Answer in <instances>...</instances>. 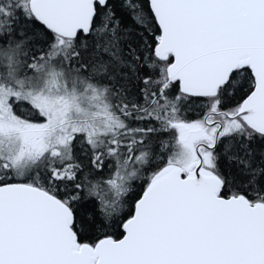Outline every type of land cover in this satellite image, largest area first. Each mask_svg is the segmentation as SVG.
<instances>
[{
	"label": "water",
	"instance_id": "obj_1",
	"mask_svg": "<svg viewBox=\"0 0 264 264\" xmlns=\"http://www.w3.org/2000/svg\"><path fill=\"white\" fill-rule=\"evenodd\" d=\"M107 0H29L33 18L72 40L90 32ZM159 29L154 57L171 62L169 83L190 97H212L247 68L253 88L235 118L264 136V0H147ZM197 166L175 167L147 185L122 237L78 244L73 214L24 183L0 185V264H264V205L224 198L222 182Z\"/></svg>",
	"mask_w": 264,
	"mask_h": 264
},
{
	"label": "trees",
	"instance_id": "obj_2",
	"mask_svg": "<svg viewBox=\"0 0 264 264\" xmlns=\"http://www.w3.org/2000/svg\"><path fill=\"white\" fill-rule=\"evenodd\" d=\"M26 1L0 0V5L6 9L0 51L12 56V65L17 61L22 68L20 74L29 75L32 72L28 65L38 58L41 70L45 69L39 77L41 81L50 82L55 73L50 71V60L57 53L61 56L60 70L71 67L73 74L95 84L113 111L133 112L135 109L139 115L154 114L163 103V155L166 154L168 163L172 161L171 153L180 150L172 124L196 121L207 111H233L252 91L253 79L247 68L233 72L212 98L184 96L179 93L177 83H167L165 67L171 58L161 62L153 55L159 29L147 0H107L103 8L95 5L90 32L86 36L78 33L73 40L61 39L34 21ZM14 107L15 115L42 121L26 102ZM145 107H150V111ZM125 123L128 125V121ZM240 128L243 130L230 135L229 130L224 131L211 155L212 169L221 178L223 197L242 195L250 201L264 202V137L243 124ZM147 148L152 157L144 170L151 165L154 167L161 159L160 138L152 134ZM93 153L77 135L71 143L66 164L73 180H53L49 165L43 172L35 171L20 180L46 189L67 203L74 216L73 231L77 241L91 245L101 238L117 240L122 236V222L132 214L144 185L142 176L136 174L129 180L121 200L103 192V180L110 177L112 165L102 153L101 168L97 169L92 161ZM111 161L120 167L124 159L121 155ZM11 182H16L11 171L3 169L0 162V185Z\"/></svg>",
	"mask_w": 264,
	"mask_h": 264
},
{
	"label": "rangeland",
	"instance_id": "obj_3",
	"mask_svg": "<svg viewBox=\"0 0 264 264\" xmlns=\"http://www.w3.org/2000/svg\"><path fill=\"white\" fill-rule=\"evenodd\" d=\"M60 57L57 53L51 57L50 71L55 73L51 81L46 82L41 81L36 71L21 75L22 68L16 57L17 64L12 65V56L0 51V162L3 169L11 171L15 181L23 180L35 171L43 172L52 159L62 162L68 150L67 144L83 128L85 137L95 144L90 135L93 132L98 135V132L85 127V124L99 128L104 123V115L110 126L121 127V122L108 115L111 110L104 104L100 88L73 74L71 67L60 70ZM22 102H26L30 110H38L44 117L43 122L15 115L14 105ZM234 125L241 127L238 122ZM103 133H110V130H103ZM136 160H141V156ZM189 161L188 151L182 148L173 154L171 163L182 167ZM142 166L131 173L127 165H121L118 172H111L110 177L103 180V192L121 200L129 180L139 173Z\"/></svg>",
	"mask_w": 264,
	"mask_h": 264
},
{
	"label": "flooded vegetation",
	"instance_id": "obj_4",
	"mask_svg": "<svg viewBox=\"0 0 264 264\" xmlns=\"http://www.w3.org/2000/svg\"><path fill=\"white\" fill-rule=\"evenodd\" d=\"M0 7V36H2L5 33L6 27L4 24L6 9H4L3 5H0ZM29 67L31 72L36 71L39 76H41L43 74L42 72L45 71L44 68L41 70L38 58L33 60L32 63L28 65V68ZM103 100L107 108L111 110H109L110 113L108 115L113 119L118 120V122H121L119 123L121 127L116 129L114 124L110 126V123L105 121L107 117L103 115L102 117L104 118V123H102L99 128L93 126L92 124L84 125L85 127L97 130L98 135L93 131V134L90 135L91 140H95V144L91 143L90 139L85 137L84 128L81 133L75 134L72 137L71 143L75 136L80 135L83 138V144L91 148V150L94 152L92 155L94 159H92V161L99 170L101 168L100 156L102 153H104L110 159L112 172H118L120 167H116L111 159H116L121 155L124 159L123 165H127V169L130 170L131 173H135L139 166L143 165L139 173H137L142 176V181L144 182V185L138 195L139 198L153 178L162 176L163 173L172 167H179L178 165L168 163L167 157H165L166 154L164 153L165 155H163V103L160 106L158 113L152 114L149 112L148 114L139 115L135 113V109L133 108V112L121 113L120 111H113L108 101L106 99ZM145 108L146 110L150 111V107ZM233 113L234 112L207 111L196 121L183 123L185 126H183L182 129L177 128L175 125L176 141L179 145V148L180 150L182 148L187 150L190 158L187 166L179 167L182 170V176L192 173L193 170L200 165L201 171L205 173H211L219 177L218 174H215L212 169V153L216 150L219 140L223 137L222 134L226 129L227 131L229 130V135L239 132L240 129L243 130L242 128L236 127L234 125V122H238V124L241 126L242 122L238 119H234L232 117ZM125 121H128V125L125 123ZM103 130H110V133H103ZM164 132H166V130H164ZM152 134H155V136L160 138L161 159H159V161L156 163L154 162L155 168L151 165L148 169L144 170V168H146L148 165V162L151 161L152 157L151 151L147 148V141ZM71 143L69 145L67 144V151L70 150ZM100 149H104L105 152L100 151ZM173 154L175 153H171L172 156ZM138 156H141V160H136ZM54 161L55 159H52L51 163ZM67 166L68 165H64L62 168L51 169L50 174L53 180H73V175L68 170ZM142 169L144 171L143 173H141ZM135 177L136 175L134 178ZM53 196L61 200V198L55 195ZM248 201L251 205L254 203H262L264 205V202L261 201ZM80 244L91 245L88 242H83Z\"/></svg>",
	"mask_w": 264,
	"mask_h": 264
}]
</instances>
